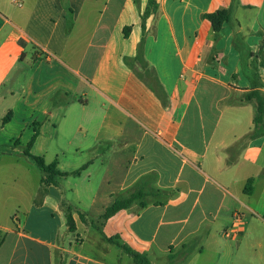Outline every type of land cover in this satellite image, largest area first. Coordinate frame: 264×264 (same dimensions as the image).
Masks as SVG:
<instances>
[{
    "label": "crops",
    "instance_id": "obj_1",
    "mask_svg": "<svg viewBox=\"0 0 264 264\" xmlns=\"http://www.w3.org/2000/svg\"><path fill=\"white\" fill-rule=\"evenodd\" d=\"M218 10L230 20L215 40L203 16ZM255 92L264 96V0H0L2 126L18 115L35 142L60 137L57 169L79 171L38 196L40 178L29 208L0 227V264H134L102 235L149 264H264ZM97 169L101 214L131 189L152 201L84 237L76 211L68 231L61 187ZM35 214L39 230L27 223Z\"/></svg>",
    "mask_w": 264,
    "mask_h": 264
},
{
    "label": "rangeland",
    "instance_id": "obj_2",
    "mask_svg": "<svg viewBox=\"0 0 264 264\" xmlns=\"http://www.w3.org/2000/svg\"><path fill=\"white\" fill-rule=\"evenodd\" d=\"M6 115L3 112V107H0V227H10L13 223L18 221V212L27 210L30 206V198L33 192L36 191L41 173L30 159L23 156V150L27 148V143L30 140L32 127L22 122L20 116L16 115L9 125L2 126V119ZM66 141L50 136L49 132L43 133V137L37 140L29 149L34 156L43 157L46 164H50L55 157H60V152L65 149ZM72 156V155H71ZM66 161H64L66 169H73L78 163L66 154ZM76 167V166H75ZM101 171L97 169L94 177L87 179L69 178L66 183H63V201L69 204L74 211L80 212L84 216L83 223L85 229L83 236L91 234H101V213L99 212L104 204L103 191L100 188ZM41 184L39 185L40 190ZM99 193L98 200L95 204L91 202L93 193ZM140 193L137 189L126 191L125 194L119 196L120 198H128L131 195ZM42 195V194H41ZM40 195V196H41ZM158 199V196H153ZM100 199V200H99ZM141 199L150 202L152 199L143 195L136 202ZM63 211L65 207L62 206ZM14 213V214H13ZM78 215V214H77ZM12 217V221H11ZM28 220L29 228L39 230L40 222L43 218L38 215H33ZM80 218V217H79ZM81 220V219H80ZM82 221V220H81ZM1 236V235H0ZM74 237V235H73ZM113 253L116 252V247H111Z\"/></svg>",
    "mask_w": 264,
    "mask_h": 264
},
{
    "label": "trees",
    "instance_id": "obj_3",
    "mask_svg": "<svg viewBox=\"0 0 264 264\" xmlns=\"http://www.w3.org/2000/svg\"><path fill=\"white\" fill-rule=\"evenodd\" d=\"M203 18L207 19L212 26L213 32L215 34V40H217L219 36V31L224 23L229 22L230 15L228 10H218L210 14H205ZM252 95L255 96L258 107L256 111V115L254 117V123L257 125L262 122V116L264 114V96L255 92ZM10 119V114L8 113L2 119V125L6 124ZM37 137V133L35 132L29 142L27 143V148L23 150V156L33 161L37 169L41 173V180H40V190L38 191V196L43 195L47 192V187L50 185H57L58 179L68 177V176H76L79 174V171L74 172H61L57 169V162L54 160L50 164H46L43 157L41 156H34L30 153L29 149L33 146L35 139ZM252 180L249 179L244 187V192L249 193L251 190ZM143 195L140 193L131 195L128 198H120L114 200V202L105 208L104 212L100 215L99 219H101V226L105 221L116 215L120 210L128 208L131 203L142 197ZM62 206L65 207V223L68 228L69 232L75 231V222L72 217V213L74 209L67 204L65 201L62 200ZM143 206V205H142ZM78 216L82 221H84V216L80 212H77ZM101 234H103L101 232ZM103 238L110 244H113L117 249H121L125 252L130 258L133 260L134 264H149L146 256L144 254L137 253L136 251L132 250L128 246L121 244L118 240V237H110L107 238L106 236L102 235Z\"/></svg>",
    "mask_w": 264,
    "mask_h": 264
}]
</instances>
